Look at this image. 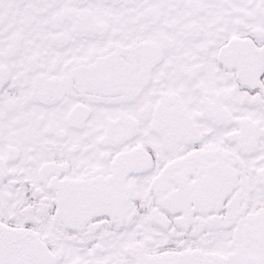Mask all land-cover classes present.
Listing matches in <instances>:
<instances>
[{"label": "snow or ice", "instance_id": "obj_1", "mask_svg": "<svg viewBox=\"0 0 264 264\" xmlns=\"http://www.w3.org/2000/svg\"><path fill=\"white\" fill-rule=\"evenodd\" d=\"M0 264H264V0H0Z\"/></svg>", "mask_w": 264, "mask_h": 264}]
</instances>
